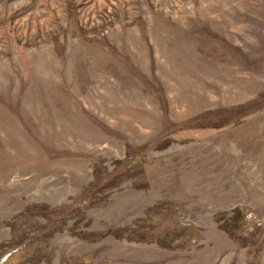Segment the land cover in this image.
Here are the masks:
<instances>
[{
    "label": "rangeland",
    "instance_id": "374dc122",
    "mask_svg": "<svg viewBox=\"0 0 264 264\" xmlns=\"http://www.w3.org/2000/svg\"><path fill=\"white\" fill-rule=\"evenodd\" d=\"M0 264H264V0H0Z\"/></svg>",
    "mask_w": 264,
    "mask_h": 264
}]
</instances>
